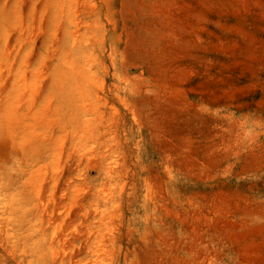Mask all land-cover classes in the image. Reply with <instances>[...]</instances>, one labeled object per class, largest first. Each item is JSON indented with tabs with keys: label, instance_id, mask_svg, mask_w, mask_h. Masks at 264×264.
<instances>
[{
	"label": "rangeland",
	"instance_id": "rangeland-1",
	"mask_svg": "<svg viewBox=\"0 0 264 264\" xmlns=\"http://www.w3.org/2000/svg\"><path fill=\"white\" fill-rule=\"evenodd\" d=\"M0 264H264V0H0Z\"/></svg>",
	"mask_w": 264,
	"mask_h": 264
}]
</instances>
